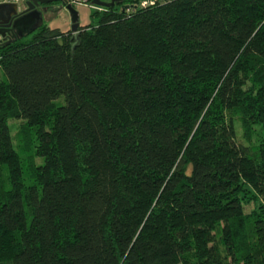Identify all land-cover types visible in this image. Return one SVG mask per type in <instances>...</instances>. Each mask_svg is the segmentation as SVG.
Returning a JSON list of instances; mask_svg holds the SVG:
<instances>
[{"label":"trees","instance_id":"1","mask_svg":"<svg viewBox=\"0 0 264 264\" xmlns=\"http://www.w3.org/2000/svg\"><path fill=\"white\" fill-rule=\"evenodd\" d=\"M143 1L0 42V264H264V0Z\"/></svg>","mask_w":264,"mask_h":264},{"label":"water","instance_id":"2","mask_svg":"<svg viewBox=\"0 0 264 264\" xmlns=\"http://www.w3.org/2000/svg\"><path fill=\"white\" fill-rule=\"evenodd\" d=\"M113 1L103 3L101 0H92L91 4L107 8ZM51 4H58L67 13L69 31L75 33L78 28L77 13L73 7L65 4V0H26L23 6L18 3H0V39L7 44L30 34L43 21V15L53 6ZM8 32L13 33L10 38H5Z\"/></svg>","mask_w":264,"mask_h":264},{"label":"rangeland","instance_id":"3","mask_svg":"<svg viewBox=\"0 0 264 264\" xmlns=\"http://www.w3.org/2000/svg\"><path fill=\"white\" fill-rule=\"evenodd\" d=\"M92 1V0H91ZM104 2V0L102 1ZM58 5V4H57ZM53 5L50 6L49 10L43 15V21L47 25L48 22L53 21V23H59V25H54V26H59L60 28H64L62 18L65 16V19L69 23V17L66 12H64L59 6ZM97 9H101V6H96ZM76 13H77V22L79 25L86 24L88 22V14H89V9L84 6H76L74 7ZM54 18V19H53ZM65 31V30H64ZM15 124L11 125V129H13ZM251 208V206H248L245 208L246 212Z\"/></svg>","mask_w":264,"mask_h":264},{"label":"built area","instance_id":"4","mask_svg":"<svg viewBox=\"0 0 264 264\" xmlns=\"http://www.w3.org/2000/svg\"><path fill=\"white\" fill-rule=\"evenodd\" d=\"M86 1L88 3H86ZM154 0H148V1H143L139 4L140 7L150 5L153 3ZM0 3H17V0H0ZM65 4L70 5L71 7H76V6H84L87 7L88 9H97V7L93 4H91V1L89 0H65Z\"/></svg>","mask_w":264,"mask_h":264},{"label":"crops","instance_id":"5","mask_svg":"<svg viewBox=\"0 0 264 264\" xmlns=\"http://www.w3.org/2000/svg\"><path fill=\"white\" fill-rule=\"evenodd\" d=\"M65 12V11H64ZM54 19V18H53ZM63 24L62 25H64V28L62 29V28H60L59 26H60V24L59 23H53V21H51V22H48L47 23V26L49 27V28H57V29H59L60 31H62V32H65V31H68L69 30V23L67 22V20L65 19V16L62 18V21H61ZM87 24V23H86ZM86 24H82V25H79L78 24V26H85ZM54 25H59V26H54ZM65 30V31H64Z\"/></svg>","mask_w":264,"mask_h":264},{"label":"flooded vegetation","instance_id":"6","mask_svg":"<svg viewBox=\"0 0 264 264\" xmlns=\"http://www.w3.org/2000/svg\"><path fill=\"white\" fill-rule=\"evenodd\" d=\"M24 1H26V0H17V3L19 4V5H21V6H23V3H24ZM101 1H103V0H101ZM104 2L105 3H108L109 2V0H104ZM103 2V3H104ZM41 6H39V8H40ZM103 8V7H102ZM13 32H8V34L7 35H5V38H10L11 37V34H12ZM0 42H3L1 39H0Z\"/></svg>","mask_w":264,"mask_h":264}]
</instances>
